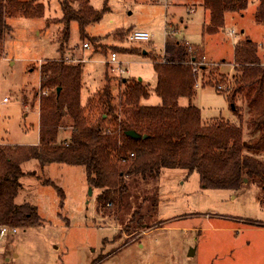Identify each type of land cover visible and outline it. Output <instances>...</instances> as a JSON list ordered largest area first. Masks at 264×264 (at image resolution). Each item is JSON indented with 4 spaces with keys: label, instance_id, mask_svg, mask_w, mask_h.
I'll list each match as a JSON object with an SVG mask.
<instances>
[{
    "label": "rangeland",
    "instance_id": "1",
    "mask_svg": "<svg viewBox=\"0 0 264 264\" xmlns=\"http://www.w3.org/2000/svg\"><path fill=\"white\" fill-rule=\"evenodd\" d=\"M43 2V18L7 19L10 29L4 36L0 57V144L38 143L43 95L40 67L46 61H82L84 105L92 95L93 101H99L108 78L116 104L125 90L124 80L135 79L150 91L141 105L160 106L150 55H164L168 35L200 47L201 60L208 66L206 72H200L195 96L180 98L179 106L197 107L204 124L221 120L242 123L245 139L250 138V116L244 102L239 97L234 104L241 110L240 122L224 92L233 87L238 42L246 38L256 42L264 62V25L256 21L258 2L251 1L241 14H227L224 29L208 35L203 33L208 20L200 7L203 0H171L168 6L161 0H91L96 10L106 11L87 33L101 38L100 44L111 51L92 45L85 49L76 22L71 24L68 44L60 51V0ZM195 8L191 15L189 10ZM135 28L151 32V41L130 42ZM125 49L135 54L121 53ZM116 52L121 66L109 63ZM203 78L213 83L223 80L218 87L223 93L203 85ZM23 170L35 172L36 177L22 179L17 203L36 206L41 219L34 226L18 228L17 234L0 238V264H264V193L252 180L245 179L238 191L215 190L202 185L197 172L165 169L147 186L142 201L131 203L133 213L143 197H148L139 212L140 219L145 216L140 220L143 229L130 236L122 232V221L128 223L129 217L119 221L114 214L98 213L96 200L101 191L88 184L84 167L53 164L42 169L32 161L24 164ZM46 180L55 183L65 198Z\"/></svg>",
    "mask_w": 264,
    "mask_h": 264
},
{
    "label": "trees",
    "instance_id": "2",
    "mask_svg": "<svg viewBox=\"0 0 264 264\" xmlns=\"http://www.w3.org/2000/svg\"><path fill=\"white\" fill-rule=\"evenodd\" d=\"M251 1L258 2L256 21L264 25V0H203L202 7L209 16L203 33L217 34L224 29L227 14L245 12ZM60 7L63 15L60 51H64L70 40L73 22L79 26L82 42L95 49L112 50L100 44L101 38L87 33L91 24L101 21L106 8L96 10L91 0H60ZM45 13L43 0H0V57L4 36L10 29L7 19H40ZM171 37L168 35L163 56L149 54L157 74L154 92L162 101L156 107L141 105L142 99L150 97V91L135 79L124 80L125 90L116 104L108 78L99 101H93L92 95L84 105L82 62L51 60L41 65L40 90L48 94L40 97L39 144H0V227H31L40 222L36 206L17 203L22 179L36 177L35 172L23 170V165L32 161L42 169L53 164L84 167L88 184L101 191L96 200L98 213L114 214L119 221L129 217L128 223L122 221V232L130 236L143 229L140 220L145 216L140 219L139 212L148 197H143L133 213L131 203L141 200L148 192L147 186L157 181L165 169L197 172L202 185L215 190L238 191L245 179L252 180L264 193V160L261 159L264 155V62L259 45L250 38L236 44L233 87L224 92L240 122L241 110L234 104L239 97L244 102L250 116L247 140L242 123L221 120L204 124L197 107L179 106L180 98L195 96L200 72H206L208 66H196L202 59L200 47ZM121 53L135 54V51L125 49ZM102 54L105 56L106 52ZM222 83L223 80L215 83L204 80L203 85L223 93L218 90ZM68 127L72 129L71 137L59 142L60 132ZM130 130L141 137L127 136ZM46 184L65 198L55 183L46 180Z\"/></svg>",
    "mask_w": 264,
    "mask_h": 264
},
{
    "label": "built area",
    "instance_id": "3",
    "mask_svg": "<svg viewBox=\"0 0 264 264\" xmlns=\"http://www.w3.org/2000/svg\"><path fill=\"white\" fill-rule=\"evenodd\" d=\"M165 6H168L169 3L171 2V0H161ZM152 38V34L148 31H144V30H133L130 33L129 36V41L132 43H147L150 42ZM84 48L85 49H89L90 45L88 43L84 44ZM205 59V58H204ZM78 62H82V61H78ZM110 64H118V65H122L123 63L119 61L118 58V54L116 53H112L110 60H109ZM201 65H206L204 62H199L198 64H196V66H201ZM198 87V84H197ZM43 95H47V92H42ZM8 101V99H5V102ZM1 117V116H0ZM133 156V155H132ZM17 234L18 233V228L16 227H12V226H1L0 227V238L4 237L7 234Z\"/></svg>",
    "mask_w": 264,
    "mask_h": 264
},
{
    "label": "crops",
    "instance_id": "4",
    "mask_svg": "<svg viewBox=\"0 0 264 264\" xmlns=\"http://www.w3.org/2000/svg\"><path fill=\"white\" fill-rule=\"evenodd\" d=\"M203 4V3H202ZM175 5V4H174ZM177 5V4H176ZM184 5H188V4H184ZM184 5H181V6H184ZM200 7L203 9L204 11V15L207 16L208 20H209V16H208V13L204 10V8L202 7V5H200ZM197 11V9H193V11L189 10V13L192 15L193 13H195ZM208 20H205L204 22V25L208 22ZM203 25V27H204ZM135 30H137L135 28ZM151 33V32H150ZM202 50V49H201ZM205 54V53H204ZM206 56V55H205ZM261 57V56H260ZM262 59V57H261ZM143 83V82H142ZM144 84V83H143ZM71 134H72V129L70 127L66 128V129H63L60 134H59V142H62V141H66L68 140L70 137H71ZM39 144V141L38 143H36V145Z\"/></svg>",
    "mask_w": 264,
    "mask_h": 264
},
{
    "label": "water",
    "instance_id": "5",
    "mask_svg": "<svg viewBox=\"0 0 264 264\" xmlns=\"http://www.w3.org/2000/svg\"><path fill=\"white\" fill-rule=\"evenodd\" d=\"M126 135L129 136V137L135 138V139H138V138L141 137L137 132H135L133 130L127 131Z\"/></svg>",
    "mask_w": 264,
    "mask_h": 264
}]
</instances>
